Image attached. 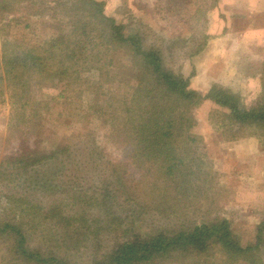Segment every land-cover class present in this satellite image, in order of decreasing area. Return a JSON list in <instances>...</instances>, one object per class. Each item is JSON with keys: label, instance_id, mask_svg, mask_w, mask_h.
Returning a JSON list of instances; mask_svg holds the SVG:
<instances>
[{"label": "trees", "instance_id": "1", "mask_svg": "<svg viewBox=\"0 0 264 264\" xmlns=\"http://www.w3.org/2000/svg\"><path fill=\"white\" fill-rule=\"evenodd\" d=\"M43 7L46 17L65 21L66 32L26 51L11 49L5 42L0 45V113L8 104L6 134L19 139L16 154L0 161V175L17 166L27 174L48 163L57 166L53 173L61 170L69 175H61L65 182L55 180L50 192H44L51 200L45 209L26 195L39 194L30 186L17 200L3 198L12 220L18 218L17 225L0 224V236L14 240L10 254H18L17 259L29 264H69L70 251L85 249L90 237H98L99 231L90 224L100 222V214L110 217L107 235H112V243L95 253L92 264H182L190 259L210 264H263L264 229H257L242 244L230 223L211 211L213 189H218L216 173L201 152L202 139L191 129L196 125L193 111L205 101L218 108L235 129H264V103L258 101L248 108L238 96L217 85L203 96L198 94L189 88L188 79L165 67L160 48H146L141 34L127 33L124 26L104 15L102 4L95 0H49ZM117 51L134 75L125 82L129 90L123 98L115 100L112 93L108 104H116L124 115L110 134L112 144L123 145V159L95 163L90 157L100 154V148L93 140V148L68 143L44 153L41 147L47 137L50 99L35 96L39 84L68 87L81 80L80 74L94 72L98 84L103 78L110 83L108 87L112 81L121 86L123 81L109 71L113 65L110 53ZM64 154H68L65 160L61 158ZM81 169L89 174L87 178L77 174ZM37 209L46 213L39 215ZM187 212L190 217H185ZM159 217L174 223L152 227ZM44 218L50 234L59 232L54 254L25 246L23 226L29 221L40 225ZM103 239L98 237V245L105 244Z\"/></svg>", "mask_w": 264, "mask_h": 264}, {"label": "rangeland", "instance_id": "2", "mask_svg": "<svg viewBox=\"0 0 264 264\" xmlns=\"http://www.w3.org/2000/svg\"><path fill=\"white\" fill-rule=\"evenodd\" d=\"M47 1L49 0H0V45L5 42L13 46L11 49L26 51L66 32L64 20L59 21L58 17L50 19L41 9ZM95 1L102 4L104 15L124 26L127 33L141 34L146 48H160L165 67L188 79L189 88L198 94L203 96L211 86L217 85L238 96L248 108L258 101L264 103L263 43H260L259 36L256 35L259 44L254 45L255 39L248 31L251 28L264 30V16L256 14H264V0ZM244 4L254 8L246 9ZM226 35L230 36L229 41H224ZM249 42L254 43L248 45ZM110 57L114 70L111 67L109 71H112L117 80L123 81L121 86L112 81L111 87H108L110 83H105L103 78L98 84L94 72L80 74L81 80L68 87L57 83L39 84L40 89L35 96H41L47 101L50 99L49 116L46 118L47 137L43 148L41 147L44 153L48 154L63 144L68 146V143L85 149L86 146H91L90 141L93 140L94 146L100 148V154L90 157L95 163L123 159V145L118 147L112 144L110 134L122 123L124 115L116 109L119 108L116 104L113 107H108V104L112 102V93L117 96L115 100L123 98L129 90L125 82L134 79V75L133 68L120 51L111 52ZM61 92L62 97L55 99ZM8 110L9 105L4 104L0 113V161L18 151L19 139L6 134ZM193 116L196 125L191 133L202 139L201 152L206 154L212 172L216 173L215 180L219 190L213 189L215 193L212 197L217 206L215 207L214 202L211 211L224 217L240 242L245 244L254 237L257 229H264V129H235L236 125L224 121L223 113L208 101L196 108ZM73 150L75 149L70 148V151ZM67 157L68 154H64L61 158L65 160ZM54 167L48 163L25 174L17 166L14 171L0 175V224L12 222L17 225L18 218L12 220V214L3 198L17 200L27 192L25 188L28 186L39 191V194H26L34 204L40 201L42 209L50 204L51 200L45 193L50 192L49 187L53 188L51 183H55V180L65 182L61 175H69L61 170L53 173ZM77 174L86 175V178L89 176L83 169ZM22 178H25V183L21 182ZM87 211L91 219L92 211ZM36 212L39 215L46 213L41 209ZM186 214L185 217H190V212ZM35 217L39 218L37 214ZM28 219L24 218L23 223ZM98 221L100 222L90 224V227L99 231L98 237L106 238L101 240L105 244L101 245L99 242L98 245V237H90L85 243V249L70 251L69 264H92L95 253H100L112 243V235H107L110 217L99 214ZM146 221L150 223L153 220L147 218ZM35 222L37 221H29L23 226L27 235L25 246L28 249L37 248L41 254H54V240L59 232L53 230L54 236L50 234L49 222L45 218L40 220V225ZM173 223V219L163 221L159 217L152 227L160 228ZM14 245L12 238L0 236V264H29L17 259L18 254H10ZM182 264L210 263L203 259L196 262L190 259Z\"/></svg>", "mask_w": 264, "mask_h": 264}, {"label": "crops", "instance_id": "3", "mask_svg": "<svg viewBox=\"0 0 264 264\" xmlns=\"http://www.w3.org/2000/svg\"><path fill=\"white\" fill-rule=\"evenodd\" d=\"M246 4V3H245ZM244 4V5H245ZM255 4V3H254ZM244 7H246V9H253L254 8V6H251V5H245ZM256 14H261V16H264V14H262L261 12H256ZM248 31L251 33L250 34V36H252L254 39H255V42H256V44H254V45H258L259 43L257 42L258 40L256 39V35H258L259 36V39H260V43H263V45L261 46V47H263L264 48V30L262 31V30H259V29H256V28H251V29H248ZM228 34H230V33H228ZM231 38H230V36L229 35H226L225 37H224V41L226 40V41H229ZM247 41H249V39L247 40ZM251 42H249V44L248 45H252L254 42H252V44H250Z\"/></svg>", "mask_w": 264, "mask_h": 264}]
</instances>
